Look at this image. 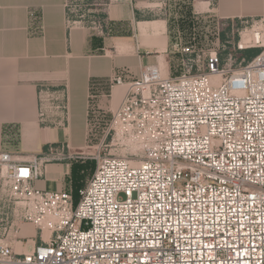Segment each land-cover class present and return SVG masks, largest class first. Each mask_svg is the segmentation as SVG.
Instances as JSON below:
<instances>
[{"label":"built area","instance_id":"2783aa9c","mask_svg":"<svg viewBox=\"0 0 264 264\" xmlns=\"http://www.w3.org/2000/svg\"><path fill=\"white\" fill-rule=\"evenodd\" d=\"M239 20L252 29L235 46L262 48L240 69L233 53L210 52L202 65L183 45L180 76L152 65L128 83L107 134L145 155H93L77 201L35 185L46 163L78 157L69 144L27 161L0 151V201L14 207L0 233L31 223L40 238L30 252L0 238V264H264V15ZM39 120L69 125L66 88H40Z\"/></svg>","mask_w":264,"mask_h":264},{"label":"crops","instance_id":"0c3cea01","mask_svg":"<svg viewBox=\"0 0 264 264\" xmlns=\"http://www.w3.org/2000/svg\"><path fill=\"white\" fill-rule=\"evenodd\" d=\"M148 1H114L106 12L107 31L99 35L94 27L68 23L67 0H0V151L27 161L56 143H73L75 130L86 135L92 117L119 107L128 83L147 67L159 66L171 76L167 20L148 18ZM213 5L223 20L264 15V0H215ZM116 75L125 83L113 84ZM42 86L67 89L66 127L40 122ZM64 165H46L45 177L35 185L47 189L54 180L62 190L71 169Z\"/></svg>","mask_w":264,"mask_h":264},{"label":"rangeland","instance_id":"374dc122","mask_svg":"<svg viewBox=\"0 0 264 264\" xmlns=\"http://www.w3.org/2000/svg\"><path fill=\"white\" fill-rule=\"evenodd\" d=\"M116 0H67V19L71 26L96 27L99 21L103 22L105 31L108 28V19L106 12L109 6ZM149 0L144 9L148 18H160L167 20V28L170 37V56H171V77H178L183 73V59L181 52L183 45H192L194 56L201 58V64H205V55L210 52L218 51L223 59H227L230 53H233L237 59L234 61L235 70L240 69L243 64L251 58L253 49L260 47H250L240 51L235 45L240 40V32L244 31L245 26L252 21L241 22L236 20H223L219 18L214 10L215 0ZM255 30L259 29L257 25ZM251 35V34H250ZM260 51V52H261ZM259 52V53H260ZM258 53V54H259ZM256 56V55H255ZM254 57V56H253ZM107 92V91H106ZM119 89L116 92L118 97ZM117 108V106H115ZM114 107V110L116 109ZM97 117H92L89 123V131L86 135L81 131L75 130L74 142L56 143L57 145L69 144L71 151L79 154L78 157L66 160H53L46 163L49 167L58 166L64 168V164L69 163L70 168L73 164L79 165L76 169V175L81 176V188L84 187L97 167V159L93 155L102 157H127L132 161H138L145 153L139 146H132L123 143L122 140L113 139L107 134L111 120V111H101ZM53 145V146H54ZM80 156V157H79ZM75 175V176H76ZM71 177L70 172L63 176V190L70 191L76 200L79 194L74 192L77 176ZM78 181V180H77ZM48 190H58L57 182L50 181ZM0 196L6 198L5 192H0ZM13 202L0 201V228L3 222L13 220ZM0 238L12 242L16 251L30 252L34 246L40 242L39 232L31 223H26L20 233H0ZM36 241H35V240Z\"/></svg>","mask_w":264,"mask_h":264},{"label":"trees","instance_id":"16d2710c","mask_svg":"<svg viewBox=\"0 0 264 264\" xmlns=\"http://www.w3.org/2000/svg\"><path fill=\"white\" fill-rule=\"evenodd\" d=\"M252 51H254V53L251 55V58L253 57V56H255V55H257L260 51H261V49H253ZM250 58V59H251ZM78 166L79 165H76V164H73V167L71 168V177L73 178V176H75L76 175V169L78 168ZM77 176V180H76V182H74L75 183V189H74V192H75V194L76 193H78L79 194V189H81V181H79L80 180V178H81V176H80V174L79 175H76ZM75 176V177H76ZM75 198V201H77L76 200V197H74Z\"/></svg>","mask_w":264,"mask_h":264},{"label":"bare ground","instance_id":"6f19581e","mask_svg":"<svg viewBox=\"0 0 264 264\" xmlns=\"http://www.w3.org/2000/svg\"><path fill=\"white\" fill-rule=\"evenodd\" d=\"M258 34H259V33L254 34V37H253V38L257 37Z\"/></svg>","mask_w":264,"mask_h":264}]
</instances>
